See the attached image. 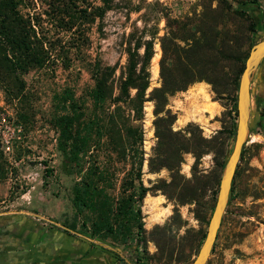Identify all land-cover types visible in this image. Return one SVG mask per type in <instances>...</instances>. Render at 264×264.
<instances>
[{"label": "rangeland", "instance_id": "1", "mask_svg": "<svg viewBox=\"0 0 264 264\" xmlns=\"http://www.w3.org/2000/svg\"><path fill=\"white\" fill-rule=\"evenodd\" d=\"M114 1L117 4L105 13L100 29L97 21L91 24L86 61L97 56L104 64L117 63V74L125 61L128 35L140 34L142 40L152 38L146 94L160 85L159 41L168 24L173 20L183 23L191 29L190 36L196 38L199 33L194 30L195 26L205 27L217 18L211 10L217 6L216 0ZM242 1L245 0H227L231 5ZM258 4L241 16L224 18L223 22L242 36L236 60H221L211 77L167 95L165 108L174 116L172 130L186 137L193 136L199 142L206 141L207 145L199 149L201 153L196 156L191 149L182 153L177 172L165 167L149 171L147 161L156 140L152 101L143 103V116L134 121L143 131L140 180L148 188L140 203L145 250L142 245H136L134 236L127 246L89 237L88 222L82 224L85 213L78 214L72 204V186L78 173L58 146V132L52 124L53 94L69 87L73 96L83 99L89 108L85 94L91 80L85 63L75 61V66L56 68L54 72L34 69L24 75L33 111L25 124H16L14 110L5 104L0 90V116L3 117L0 118V144L11 163L6 179L0 182V226L41 232L36 242L42 238L47 241L32 250L34 264L39 263L36 262L38 254L48 256L42 262L50 260L51 264H135V252L145 264L192 261L214 206L221 172L219 163L225 161L233 144L234 135L230 136L229 128L233 121L235 127L236 122V113L231 110V87L241 62L237 60L244 62L249 40H258L264 35V28L255 33L246 30L250 21L257 23V27L262 22L264 0H258ZM249 88L248 141L238 162L239 176L234 181L231 199L205 264H264V58L256 67ZM234 94L236 101V91ZM113 165L116 190L126 165L121 162ZM10 243L15 245L13 241ZM16 249L22 252L19 245ZM14 254L12 259L0 264H25L24 258Z\"/></svg>", "mask_w": 264, "mask_h": 264}, {"label": "trees", "instance_id": "2", "mask_svg": "<svg viewBox=\"0 0 264 264\" xmlns=\"http://www.w3.org/2000/svg\"><path fill=\"white\" fill-rule=\"evenodd\" d=\"M216 1L217 6L211 10L217 18L205 27L195 26L194 30L199 33L196 38L190 36L191 29L185 24L176 20L168 24V30L159 41L162 51L158 61L160 85L146 94L152 38L142 40L140 34L128 35L125 61L117 74V63L104 64L97 56L86 61L91 24L97 21L100 29L105 13L117 4L114 0H0V90L5 104L14 110L16 124L29 122L33 115L25 74L34 69L49 72L56 68L69 69L75 66V61L84 62L87 67L91 86L85 97L89 108L83 99L73 96L69 87H64L60 93L53 94L52 124L58 132L59 149L77 169L72 204L78 214L85 213L82 224L88 222L89 237L127 246L134 236L136 245H142L145 250L140 203L148 188L140 180L143 131L134 123L142 118L145 101L153 103L156 139L147 161L149 171L165 167L177 172L182 153L191 149L197 156L202 151L200 147L207 145L206 141L199 142L193 136L173 131L174 116L165 104L167 95L211 77L221 60H236L242 36H238L235 28L230 29L223 22L224 18L241 16L247 9L257 8L258 0L232 5L227 0ZM261 17L258 27L250 21L246 30L255 33L264 28V10ZM256 41L249 40L248 48ZM237 61L241 62L231 87L234 115L236 81L243 67V60ZM233 128L234 121L230 124V136L234 135ZM243 151L244 147L239 160ZM116 162L126 168L114 190L117 178L113 164ZM223 163L221 160L219 170ZM10 164L0 144V182L6 179ZM238 165L228 201L239 176ZM133 262L145 264L138 252L134 253Z\"/></svg>", "mask_w": 264, "mask_h": 264}, {"label": "water", "instance_id": "3", "mask_svg": "<svg viewBox=\"0 0 264 264\" xmlns=\"http://www.w3.org/2000/svg\"><path fill=\"white\" fill-rule=\"evenodd\" d=\"M264 58V35L251 45L244 59L236 90V122L234 139L231 150L223 163L217 185L214 206L207 222L204 238L198 251L189 264H205L212 249L217 230L220 226L222 215L228 202L231 181L236 165L240 158L241 150L248 141L250 124V82L252 75Z\"/></svg>", "mask_w": 264, "mask_h": 264}, {"label": "flooded vegetation", "instance_id": "4", "mask_svg": "<svg viewBox=\"0 0 264 264\" xmlns=\"http://www.w3.org/2000/svg\"><path fill=\"white\" fill-rule=\"evenodd\" d=\"M38 230H28V229H21V230H12L11 228L0 226V253L2 254L0 256V263L7 261L8 259H12L15 255L14 253L19 254L18 256L24 258L23 261L25 264H34L32 259V250L35 248L39 249L40 245L44 244V242L47 241V239L42 238L43 240H39V242H36L38 234H40ZM13 241V243H10ZM8 242V243H7ZM35 243V244H34ZM19 245V250L22 252L17 251L16 246ZM34 245V246H33ZM39 245V247H37ZM12 256V257H10ZM38 259L36 262H39L37 264H51L50 260L46 261L48 256H43L38 254ZM22 262V260H20ZM36 264V263H35Z\"/></svg>", "mask_w": 264, "mask_h": 264}]
</instances>
